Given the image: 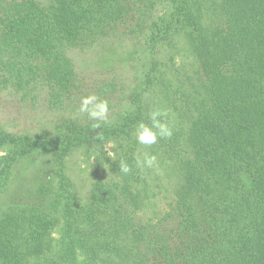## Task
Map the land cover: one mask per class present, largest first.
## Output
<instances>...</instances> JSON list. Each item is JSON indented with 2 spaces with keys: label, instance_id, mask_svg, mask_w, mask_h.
<instances>
[{
  "label": "trees",
  "instance_id": "1",
  "mask_svg": "<svg viewBox=\"0 0 264 264\" xmlns=\"http://www.w3.org/2000/svg\"><path fill=\"white\" fill-rule=\"evenodd\" d=\"M157 1L171 11L151 20ZM200 5L201 0H49L39 6L9 0L0 6V85L23 97L39 85L61 103L76 88L66 49L121 22L141 33L148 30L145 45L152 56L160 44L173 46L181 39L191 47L201 75L198 90L180 97L194 119L187 136L192 158L179 135L154 145L170 151L177 170L174 202L155 223L136 220L102 198L80 206L63 167L64 159L79 149L103 163L105 143H115L119 161L126 160L132 171L118 176L123 187L112 199L123 197L134 212L140 211L148 179L135 167V128L138 122L149 123L140 92L132 96L135 109L119 123L93 127L97 121L78 125L66 120L39 137L0 130V150H5L0 189L19 159L53 152V205L63 220L57 243L50 247L46 219L34 212L6 216L0 224L4 264H71L79 258L82 264H264V0H219L220 27L206 32L210 37L204 40L193 19ZM158 71L152 60L146 88L159 84ZM19 241L46 255L17 258Z\"/></svg>",
  "mask_w": 264,
  "mask_h": 264
},
{
  "label": "rangeland",
  "instance_id": "2",
  "mask_svg": "<svg viewBox=\"0 0 264 264\" xmlns=\"http://www.w3.org/2000/svg\"><path fill=\"white\" fill-rule=\"evenodd\" d=\"M8 1L0 0V6ZM32 1L39 6L49 3V0ZM201 3L202 6L194 8L193 19L199 23L198 34L204 40L210 37L206 32L220 27L221 12L219 0H201ZM170 11V6L157 1L151 20L166 17ZM108 28L97 31L84 45H72L66 49L76 88L61 103L53 101L49 89L39 85H35L32 93L25 97L0 85V130L13 135L39 137L50 134L66 120L78 125L93 122L95 120L78 112L81 98L92 94L108 102L109 122L100 123H119L122 117L135 109L132 96L140 92L141 105L146 113L157 107L168 112L166 119L173 128V135L180 136L183 150L187 151L188 159L192 158L191 138L188 141L187 136L193 128L194 119L187 115V105L180 101L183 94H191L201 85L199 64L189 51L191 47L178 38L179 42L173 46L160 44L152 56L145 45L148 30L141 33L122 22L118 28ZM152 60L157 63L159 78L156 82L159 84L146 88L145 76ZM154 148V145L138 144L135 151V157L142 158V153L148 152L156 155L158 161L155 169H139L140 176H145L148 181L145 186L147 197L137 212H134L131 201L123 197L115 201L112 199L114 195L117 198L120 193L117 190L123 187L118 176H127L119 172L121 151L115 143H105L103 163L84 149L72 151L64 159L63 167L80 200L78 204L89 205L102 198L105 202L121 206L129 215H135L136 220L155 223L162 219L174 202L177 170L172 168L175 160L169 156L170 151L163 152L166 147L156 148V151ZM0 153H5V150H0ZM109 153L115 154L114 160ZM56 162L53 152H35L21 158L12 165L6 185L0 189V224L12 213L34 212L49 223L50 247L56 245L63 224L59 209L53 205L57 187ZM243 181L248 185L247 176ZM19 243L14 247L19 259L46 255L34 245L23 244V241ZM49 253H54L53 249ZM0 264L4 262L0 260ZM71 264L82 262L79 258Z\"/></svg>",
  "mask_w": 264,
  "mask_h": 264
},
{
  "label": "clouds",
  "instance_id": "3",
  "mask_svg": "<svg viewBox=\"0 0 264 264\" xmlns=\"http://www.w3.org/2000/svg\"><path fill=\"white\" fill-rule=\"evenodd\" d=\"M80 114H86L90 120L97 121L93 127H99V122L108 123L109 106L106 100L92 94L81 98L78 108ZM168 112L161 108H154L148 113L149 123L138 122L135 128V140L138 144L144 146L155 145L160 139H170L173 135V128L167 121ZM102 138V137H101ZM4 153H0L3 155ZM114 160V153H109ZM120 173L127 175L132 171L131 166L126 160H120ZM135 167L138 169H155L158 167L157 156L148 152L142 153L141 156L135 157ZM83 259V258H81Z\"/></svg>",
  "mask_w": 264,
  "mask_h": 264
}]
</instances>
